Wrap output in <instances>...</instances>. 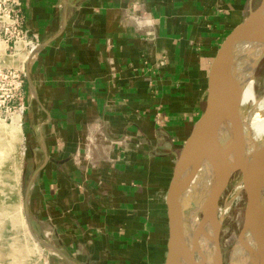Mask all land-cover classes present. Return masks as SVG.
Segmentation results:
<instances>
[{
  "label": "crops",
  "instance_id": "0c3cea01",
  "mask_svg": "<svg viewBox=\"0 0 264 264\" xmlns=\"http://www.w3.org/2000/svg\"><path fill=\"white\" fill-rule=\"evenodd\" d=\"M261 2L22 0L40 39L23 129L37 234L73 264H166V196L206 109L210 53Z\"/></svg>",
  "mask_w": 264,
  "mask_h": 264
},
{
  "label": "water",
  "instance_id": "95a60500",
  "mask_svg": "<svg viewBox=\"0 0 264 264\" xmlns=\"http://www.w3.org/2000/svg\"><path fill=\"white\" fill-rule=\"evenodd\" d=\"M244 47L264 49V0L220 38L210 53L206 109L179 155L166 196L170 220L166 264H224L219 203L235 174L236 194H243L246 200L244 224L235 246L244 248L247 258L234 262L233 248L230 260L232 264H264V143L257 152L252 148L241 113L237 53ZM263 57L256 60L255 67ZM202 166L209 169L212 184L200 205L192 202V208L184 209V195ZM25 201V217L33 238L73 264L56 245L34 233L27 196ZM203 236L212 242L211 254L199 248Z\"/></svg>",
  "mask_w": 264,
  "mask_h": 264
},
{
  "label": "rangeland",
  "instance_id": "374dc122",
  "mask_svg": "<svg viewBox=\"0 0 264 264\" xmlns=\"http://www.w3.org/2000/svg\"><path fill=\"white\" fill-rule=\"evenodd\" d=\"M7 53L10 54V57H8V59L5 61V65L8 64L7 61L10 62L16 59L14 56L12 57L13 50L9 49ZM19 61L21 62L19 64L20 66L16 64L13 65L12 62L9 63V65L7 66L22 67L23 62L20 57ZM253 79L256 97L257 99H262L264 97V57L261 59L259 64H256ZM254 106L255 105L253 102H250L246 105H242V116L248 115L250 111L254 108ZM25 116L26 115H23V118L21 120L22 131L25 126ZM12 120L13 117L12 119L8 120L0 119V183L2 181H7L11 179V174L13 176V169L17 161L20 162L21 173L19 190L17 194H13L10 196L8 190L5 191L2 187L3 185L0 184V264H36V260L37 258H39L40 254V256L43 257L46 261V264H54V261L56 260L59 254L54 252V250L47 248L41 243H38L41 249V253H33L30 246H28L26 242H22V237H24V234L21 231L19 222H17L16 220L17 218H13L10 213L11 207L15 208L17 206H21V209H23V214L25 215V193L27 185L26 183L28 181V176L26 177V179L23 177V163L25 158L26 147L25 140L23 139L21 141H14V135L10 134L11 131L9 129L12 125ZM1 175L5 176L2 177ZM237 180L238 175L235 174L231 178L228 188L224 192L219 203V216L222 222L220 242L224 264H232L230 260V255L244 224L246 200L243 194L237 195L235 192ZM208 190L209 188L205 183H202L199 186L197 184L194 189V197L191 200H185V202L183 201L184 209L192 208V202L196 206L200 205L206 197ZM9 202L11 206L9 205ZM34 233L39 238L53 243L50 238L42 237L35 231ZM207 249L208 247L204 244V246H202V250L206 254L208 253Z\"/></svg>",
  "mask_w": 264,
  "mask_h": 264
},
{
  "label": "bare ground",
  "instance_id": "6f19581e",
  "mask_svg": "<svg viewBox=\"0 0 264 264\" xmlns=\"http://www.w3.org/2000/svg\"><path fill=\"white\" fill-rule=\"evenodd\" d=\"M0 42L5 43L3 41H0ZM4 48H5L4 45H0V56L3 55L2 51ZM25 48H26L25 42L20 41V43L18 44L17 50L12 53L13 54L12 57L14 56L15 58H18V59L20 57L23 63L26 62L28 60V53L26 52ZM263 54H264L263 48H253V47L241 48L237 53V76L242 85V105L249 104L250 102H253L255 105L248 115L243 116V119H244L245 126L252 140V148L256 152L259 150V148L264 143V97L262 99H257L256 94H255V89H254L253 76H254V71H255L256 60L260 58L261 56H263ZM14 60H12V62H14ZM5 61L6 60H4V63ZM7 62L8 64L6 65L0 63V66L9 65V61ZM12 117H13L12 125L9 128L11 131L10 134L14 135V139H15L14 141H21L24 139L22 135L23 134L22 121H21L22 118L19 114H15ZM13 170H14V174L13 176L11 174V179L7 181H2L0 183L1 185H3L2 187L4 188L5 191L8 190V193L10 194V196L13 194H17L19 190L20 173H21L20 162L17 161L15 163ZM4 176L5 175H3L2 177ZM202 183H205L208 188L212 184V177L209 172V169L206 166H202L199 169L196 178L191 183L190 187L188 188V190L186 191L184 195V199H183L184 202L185 200L186 201L191 200L194 197L195 187L197 186V184L199 186ZM9 205L11 206L10 202H9ZM10 213L13 218H17L16 220L17 222H19L21 231L24 234V237H22V242L23 241L26 242V244L30 246V248L32 249L33 253L35 252L41 253V249L38 245L39 242L36 239H33V236L28 229L27 221L25 220L26 217L23 214V209H21V206L20 207L17 206L15 208L11 207ZM194 219H195L194 221L196 222L197 217H195ZM210 232H212V230H210ZM204 244L208 247L207 249L208 253L211 254V252L213 251V245H212L211 240L207 238L206 236H203L200 239L199 248L201 249V251H203L202 246H204ZM40 255H39V258H37L36 260V264H46V261ZM246 258H247V252L245 251V249L242 248L240 245L235 246L232 252L233 261L242 263V262H245Z\"/></svg>",
  "mask_w": 264,
  "mask_h": 264
},
{
  "label": "built area",
  "instance_id": "2783aa9c",
  "mask_svg": "<svg viewBox=\"0 0 264 264\" xmlns=\"http://www.w3.org/2000/svg\"><path fill=\"white\" fill-rule=\"evenodd\" d=\"M0 41L13 52L24 41L28 58L38 49V34L31 33L24 24L22 0H0ZM26 62L22 67L0 66V119H12L15 114L23 118L27 113Z\"/></svg>",
  "mask_w": 264,
  "mask_h": 264
}]
</instances>
